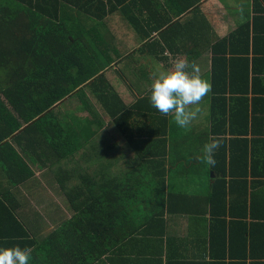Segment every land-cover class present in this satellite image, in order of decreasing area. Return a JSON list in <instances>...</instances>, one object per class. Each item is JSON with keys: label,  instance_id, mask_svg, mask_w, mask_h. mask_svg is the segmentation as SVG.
I'll list each match as a JSON object with an SVG mask.
<instances>
[{"label": "trees", "instance_id": "16d2710c", "mask_svg": "<svg viewBox=\"0 0 264 264\" xmlns=\"http://www.w3.org/2000/svg\"><path fill=\"white\" fill-rule=\"evenodd\" d=\"M139 2L0 0V199L18 204L11 192L35 179L25 158L33 164L39 162V169L49 170L53 182L48 185L52 189L59 186L74 216L41 244L50 258L63 264H88L89 255L99 259L110 252L114 240L133 236L132 219L139 212L157 229L167 212L192 217L207 208L212 213L209 244L217 259L214 264H235L234 253L239 246L252 253L257 262L264 253L256 245L254 219L248 223L250 212L252 216L256 212V187L250 185L248 177L251 166L256 170V161L249 140H238L252 132L250 127L256 132V113L253 125L250 119L256 100L252 104L248 96L250 85H256V68L252 71L251 59L243 55L249 54L251 27L247 23L241 29L242 35L247 32L246 40L240 36L246 46L243 52L237 50L239 37L213 46L211 129L201 134L202 141L182 129L175 140L172 132L178 126L171 116L161 115L151 105L150 96L138 102L125 96L131 87L128 68L138 70L146 65L148 51L166 50L163 40L150 42L147 33H139L136 39L126 35V44L112 39L115 31L122 29L118 18H134L132 8ZM156 26L155 31L162 29L161 24ZM253 43L256 53V35ZM241 52L238 59L234 58ZM223 63L234 64L236 69H227ZM149 68L140 69L148 72ZM237 79L243 87H235ZM130 81L134 87L142 82ZM221 83L225 87H220ZM139 93L143 96L146 92ZM72 96L80 98L90 113L84 128L76 119L66 124L61 103ZM160 134L165 137L163 151L156 148L155 137ZM210 137L217 138L220 147L215 154L216 165L208 169L222 171L232 181L225 177L217 182L209 196L192 194L186 171L198 155L196 151L200 152ZM242 165L246 172L234 173ZM182 172L190 184L188 192L174 187ZM251 174L256 176L255 171ZM235 182L237 188H233ZM5 205L0 202V213L13 217ZM13 220L20 228L17 238L25 240V246L39 244L24 223ZM8 223L0 221L2 227ZM62 248L69 251L61 254ZM248 260L243 256L242 262Z\"/></svg>", "mask_w": 264, "mask_h": 264}, {"label": "crops", "instance_id": "0c3cea01", "mask_svg": "<svg viewBox=\"0 0 264 264\" xmlns=\"http://www.w3.org/2000/svg\"><path fill=\"white\" fill-rule=\"evenodd\" d=\"M135 4L136 5L132 8L134 11V18L128 19L123 16L119 17L118 21L121 23L122 29L116 30V36L112 39L117 42V44H126V35H128V37L130 36L131 39L135 36L136 39L139 33H147L149 35V38H147L148 41L157 42L160 40L162 42L163 40V46L166 49L165 52L159 53L152 51L147 52L145 58H147L146 65L150 66L148 72L140 69L146 65L140 66L138 70L131 67L128 68L127 76L130 80L142 81L140 87H134L129 80L131 87H128L129 91L125 96L129 99L133 97L136 102L144 98V96H150V86L154 78L152 71L156 69V67H158L157 71H159V67L161 70L169 68L172 61L177 56H185L189 61L195 60L200 65L204 75L211 78L213 88V46L224 40L230 41V38L233 37H236L235 39L237 40V37H239V41L237 40L238 43L236 45L237 50H242L243 52L246 46L245 43L240 41V36L243 40H246L247 32H244L243 35L241 34L243 30L242 26L250 25L251 47L249 54L246 55V53L243 52V55L251 59V70L253 71L256 68V85H250L251 92L248 95L252 100V104L256 100V108L252 106L250 110L251 125H253L256 113V132H253L252 127H250L252 132L239 136L238 140L245 138L249 140L251 144L250 153L254 155L256 161V170L251 166L248 172L250 185L256 187L254 189V203L256 204V212H254V215L256 216L253 217L254 215L252 216L250 212L248 223L252 224V220L254 219L253 224L256 226H252V229L255 227L256 245L259 246L258 250L264 253V0H201L199 3H197V0H140L139 4ZM188 6H190V9L182 13L181 11ZM188 13H192L190 18L187 16ZM153 20H155V24ZM136 22L137 26L134 24ZM138 22H140V24ZM145 22L147 24H145ZM149 23L152 25H149ZM159 24L162 25V29L155 31V26L157 25L156 27H159ZM143 29L149 32H145ZM170 30L171 32L169 35H166V32ZM165 35L167 37L169 36L168 42L164 39ZM255 35L256 53L253 52ZM242 52L233 57L238 59ZM159 57L162 61H157ZM225 59H227V57ZM224 66H228L227 69L232 71L236 69V65L234 64L223 63V67ZM228 73L230 74V72ZM220 87H225V84L221 83ZM235 87H243L242 81L237 79ZM141 90L146 92L144 93L145 95H140L139 91ZM146 105L147 103L144 107H146ZM200 106L202 108V113H206V110L210 109V116L201 118V120L205 118V126L200 125L201 127H198L197 123H195L192 125L191 130L185 131L182 129V132H190L189 134L200 137L204 131L211 129L212 90L211 93L205 97ZM200 116H202V114ZM172 123L175 124L174 122ZM162 130L164 129L158 131ZM172 134H175V140L179 139L177 137L181 134V128H176L175 126ZM200 138V141H202L203 138ZM229 139L231 138L229 137ZM155 140L158 142V145H156V148H159L158 151H163V140H165V137L160 134L155 137ZM236 146H241V144H237ZM196 153L198 155L194 156L193 164L191 167H188L186 171L187 176H193H188L190 179L189 183H192V185L188 183V186L190 185V193H201V195L209 196L212 187L217 182H223L224 179H226L225 177H228V182H230V180L232 181V177L230 178L229 175L225 176L222 171H213L211 169L209 171V165L203 166L201 163H198L199 154L202 153L201 149L200 152L198 150ZM242 155L243 153L241 152V157ZM25 160L28 162V165L31 166L35 174L37 171L41 173L48 172L46 174H50L49 170H41L38 168V166H40L39 162L33 164L28 158H25ZM170 171L172 172V169H170ZM176 171L177 170H173V172ZM254 171L256 172V176L251 174ZM236 172H246L245 166L242 165V167L235 169L234 173ZM255 177L256 179H254ZM176 178L177 181L174 187L178 189L179 184H177V182H179L178 180L181 178H184V176ZM31 182H27L17 187L15 192H11L13 197H15V203L18 202V204H13L14 202L7 204V198L4 197L0 199V202H5L6 209H8L10 213H13L14 219L17 220V222L24 223L31 237L39 242L38 245L31 247L32 258L29 264H63L62 261L50 258V256H48V251L42 248L41 242L47 237H50L57 229L74 216L69 217L66 211H74L70 208L68 199L62 195L58 186L57 189H52L51 186L48 185V182ZM235 183L233 184V188L238 187L237 183ZM191 188L193 191H191ZM53 194L62 195L61 200L64 206L50 203L49 200H52ZM8 199L9 201L14 200L11 198ZM231 200L232 199H230V201ZM65 201H67V203ZM251 201L252 199L250 197L249 202ZM37 206L39 209L35 208ZM209 211L210 209L207 208L206 212L194 214L192 217L181 216L179 213L171 214L167 212L163 217L160 227L157 229H153L151 223L144 220L146 215L144 216V214L139 212L135 220L132 219L134 227L131 228L134 230L131 229V231L134 233L131 232V235L133 236L127 239L123 237L117 242L114 240L112 246H109V248H111L110 252L103 254L99 259H95V255H89V261L87 260V263L180 264L183 261H189V263L195 262V264L217 263L216 256L213 257L212 255L211 243L209 244V239L211 238V225L213 222L212 213ZM13 217H10L7 212L0 213V221L4 220L9 222L5 227L0 225V247H10L17 244L25 246L26 244L24 243L25 240L17 238L21 233ZM124 223H126V220ZM68 251L69 248H62L61 254ZM234 254L236 259V262H234L235 264L264 263V257L254 262L255 260L252 257V253L246 252L244 247L239 246L236 248ZM69 256L68 254L67 257L69 258ZM243 256H246L249 260L247 262H242Z\"/></svg>", "mask_w": 264, "mask_h": 264}, {"label": "clouds", "instance_id": "9594fccd", "mask_svg": "<svg viewBox=\"0 0 264 264\" xmlns=\"http://www.w3.org/2000/svg\"><path fill=\"white\" fill-rule=\"evenodd\" d=\"M212 90L210 77H206L195 61L177 56L169 68L158 71L150 86V103L163 116H171L179 128L189 131L202 114L201 104ZM220 141L210 137L203 145L200 162L215 166V154ZM32 248L19 244L0 247V264H29Z\"/></svg>", "mask_w": 264, "mask_h": 264}, {"label": "rangeland", "instance_id": "374dc122", "mask_svg": "<svg viewBox=\"0 0 264 264\" xmlns=\"http://www.w3.org/2000/svg\"><path fill=\"white\" fill-rule=\"evenodd\" d=\"M61 106H62V111L67 115L66 116V119L68 121V123L66 122L67 125L73 124V119H76V120H80V122H81L80 124H81L82 128L86 127V120L91 118V117L89 115L90 113L86 110L85 107H83L80 98L72 96L71 98H68V99H66V101L62 102ZM209 110L210 109H207L206 113H202V116H199L197 118V120H195L193 122V124L197 123L198 127H201L200 125L205 126V118L202 119V120H201V118L202 117H206L207 118V116H210ZM66 124L64 125V127L66 128V130H68L69 127ZM198 161L200 162V159ZM46 173H48V172H46ZM46 173H41V172L37 171L36 174H35V179H34L33 182H35V183L49 182V181L53 182V180L51 179V175L50 174H46ZM184 174H185V172H182L180 175H178V177H181ZM190 177H193V176H190ZM178 181H179V182H177V184H179V188L178 189L188 192V190H189V187L187 185L188 181H185L184 178H181ZM33 182H31V183H33ZM191 191H193L192 188H191ZM61 198H62V195L53 194L52 200H49V201H50V203H53L55 205L64 206V203L62 202ZM65 202L67 203V201H65ZM35 208L39 209L38 206L35 207ZM66 214L69 217H72L74 215V212H72L71 210H68V211H66Z\"/></svg>", "mask_w": 264, "mask_h": 264}]
</instances>
